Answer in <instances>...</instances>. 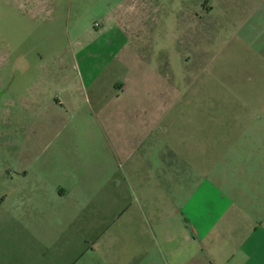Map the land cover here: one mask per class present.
Wrapping results in <instances>:
<instances>
[{
  "label": "rangeland",
  "instance_id": "374dc122",
  "mask_svg": "<svg viewBox=\"0 0 264 264\" xmlns=\"http://www.w3.org/2000/svg\"><path fill=\"white\" fill-rule=\"evenodd\" d=\"M261 7L0 0V202L49 182L67 191L56 221L70 211L72 230L98 232L99 200L111 195L141 214L171 203L177 183L214 179L213 168L264 166ZM106 16L120 41L99 72ZM115 83L126 85L119 98Z\"/></svg>",
  "mask_w": 264,
  "mask_h": 264
},
{
  "label": "crops",
  "instance_id": "0c3cea01",
  "mask_svg": "<svg viewBox=\"0 0 264 264\" xmlns=\"http://www.w3.org/2000/svg\"><path fill=\"white\" fill-rule=\"evenodd\" d=\"M111 21L106 16L99 30L104 44L99 72L114 60L113 53L104 51L114 49L119 40L109 36L117 28ZM113 88L119 98L126 85L115 83ZM211 170L214 179L177 183L171 203L163 208L151 204L141 214L129 212L135 210L134 203L120 211L113 195L99 200L98 232L72 230L70 211H57L61 214L56 221V205L67 197L64 188L38 181L26 193L30 188L25 186L15 201L0 202V209L10 206L0 214V264H264V166ZM50 189L58 197L40 196ZM9 222L15 225L13 231L3 229Z\"/></svg>",
  "mask_w": 264,
  "mask_h": 264
}]
</instances>
